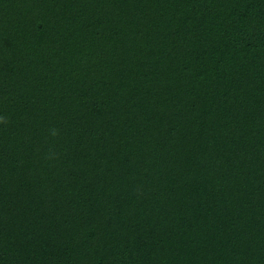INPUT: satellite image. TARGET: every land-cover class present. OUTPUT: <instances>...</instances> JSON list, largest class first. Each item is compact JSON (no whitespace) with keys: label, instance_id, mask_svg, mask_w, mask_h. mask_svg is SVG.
<instances>
[{"label":"trees","instance_id":"1","mask_svg":"<svg viewBox=\"0 0 264 264\" xmlns=\"http://www.w3.org/2000/svg\"><path fill=\"white\" fill-rule=\"evenodd\" d=\"M0 117V264H264V0H0Z\"/></svg>","mask_w":264,"mask_h":264},{"label":"clouds","instance_id":"2","mask_svg":"<svg viewBox=\"0 0 264 264\" xmlns=\"http://www.w3.org/2000/svg\"><path fill=\"white\" fill-rule=\"evenodd\" d=\"M0 123H7V118L6 117H0ZM50 135L53 137H56L59 135L58 129L52 128L49 130Z\"/></svg>","mask_w":264,"mask_h":264}]
</instances>
